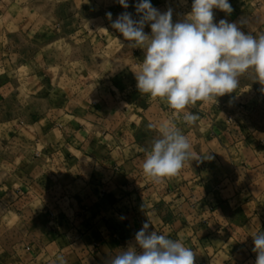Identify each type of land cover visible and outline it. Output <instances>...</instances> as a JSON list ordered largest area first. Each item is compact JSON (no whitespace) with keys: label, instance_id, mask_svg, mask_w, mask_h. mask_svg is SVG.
<instances>
[{"label":"crops","instance_id":"crops-1","mask_svg":"<svg viewBox=\"0 0 264 264\" xmlns=\"http://www.w3.org/2000/svg\"><path fill=\"white\" fill-rule=\"evenodd\" d=\"M127 2L0 0V264H109L146 222L191 248L194 264H255L264 132L235 114L252 90L190 105L191 125L140 94L144 51L111 27L125 11L139 19V0ZM150 2L174 23L191 12L192 0ZM229 3L215 22L264 33V0ZM161 123L202 159L157 183L142 164Z\"/></svg>","mask_w":264,"mask_h":264},{"label":"clouds","instance_id":"clouds-1","mask_svg":"<svg viewBox=\"0 0 264 264\" xmlns=\"http://www.w3.org/2000/svg\"><path fill=\"white\" fill-rule=\"evenodd\" d=\"M127 9V0H118ZM139 19L121 13L111 27L144 57L135 73L140 94L166 101L182 115L185 124L199 117L187 111L198 101L217 102L218 97L236 91L240 77L252 70L264 92V33L242 32L236 23L214 21L213 9L228 15L233 11L229 0H192L191 12L182 22H173L172 10L160 12L150 0L135 5ZM111 19V13L107 14ZM151 32H145V26ZM149 124V128H155ZM158 137L146 151L142 169L154 182L176 175L186 161L194 159L188 137L174 123H161ZM211 158V157H210ZM209 158V159H210ZM149 223L135 234V244L119 250L109 264H194L195 252L177 239L149 232ZM255 264H264V231L252 236ZM59 264H67L63 257Z\"/></svg>","mask_w":264,"mask_h":264},{"label":"rangeland","instance_id":"rangeland-1","mask_svg":"<svg viewBox=\"0 0 264 264\" xmlns=\"http://www.w3.org/2000/svg\"><path fill=\"white\" fill-rule=\"evenodd\" d=\"M68 50L63 52L67 57ZM240 84L236 91L244 88L252 90L250 96L246 97L244 102L239 104L235 110L239 120L250 131L264 132V92L259 91L260 85L257 84L256 77L252 70H248L240 78Z\"/></svg>","mask_w":264,"mask_h":264}]
</instances>
